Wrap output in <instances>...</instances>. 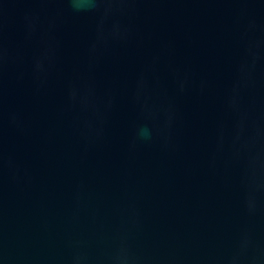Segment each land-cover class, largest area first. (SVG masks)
<instances>
[{"label": "water", "instance_id": "water-1", "mask_svg": "<svg viewBox=\"0 0 264 264\" xmlns=\"http://www.w3.org/2000/svg\"><path fill=\"white\" fill-rule=\"evenodd\" d=\"M0 264H264V0H0Z\"/></svg>", "mask_w": 264, "mask_h": 264}]
</instances>
